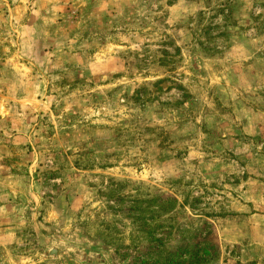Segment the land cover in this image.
<instances>
[{
    "label": "rangeland",
    "instance_id": "374dc122",
    "mask_svg": "<svg viewBox=\"0 0 264 264\" xmlns=\"http://www.w3.org/2000/svg\"><path fill=\"white\" fill-rule=\"evenodd\" d=\"M78 235L264 264V0H0V264Z\"/></svg>",
    "mask_w": 264,
    "mask_h": 264
},
{
    "label": "water",
    "instance_id": "95a60500",
    "mask_svg": "<svg viewBox=\"0 0 264 264\" xmlns=\"http://www.w3.org/2000/svg\"><path fill=\"white\" fill-rule=\"evenodd\" d=\"M78 243H70L78 253L76 257H67L62 264H114L111 248L105 244L98 242L89 243L82 235L77 236ZM48 258L53 262L58 261V253L55 249L47 250ZM129 260H125L121 264H128Z\"/></svg>",
    "mask_w": 264,
    "mask_h": 264
},
{
    "label": "trees",
    "instance_id": "16d2710c",
    "mask_svg": "<svg viewBox=\"0 0 264 264\" xmlns=\"http://www.w3.org/2000/svg\"><path fill=\"white\" fill-rule=\"evenodd\" d=\"M175 256V255H174ZM173 264H183L181 261H174Z\"/></svg>",
    "mask_w": 264,
    "mask_h": 264
}]
</instances>
